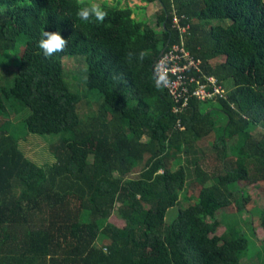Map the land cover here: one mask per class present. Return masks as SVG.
I'll list each match as a JSON object with an SVG mask.
<instances>
[{
    "label": "trees",
    "instance_id": "trees-1",
    "mask_svg": "<svg viewBox=\"0 0 264 264\" xmlns=\"http://www.w3.org/2000/svg\"><path fill=\"white\" fill-rule=\"evenodd\" d=\"M141 1V9L161 3L157 21L109 1L96 22L77 16L93 0H0V54L27 39L12 86L0 70V264H242L255 247L237 223L219 235L217 213L233 201L244 208L240 181L264 186V131H255L264 129V0ZM176 19L190 25L187 47L204 77L229 89L211 109L194 97L176 112L155 73L182 40ZM45 31L68 41L63 52L44 56ZM66 55L87 56L84 93L104 97L85 119ZM26 109V133L52 138L53 163L31 159L12 132ZM212 133L208 154L200 141ZM114 211L124 225L109 220ZM259 213L264 228V207Z\"/></svg>",
    "mask_w": 264,
    "mask_h": 264
},
{
    "label": "rangeland",
    "instance_id": "rangeland-1",
    "mask_svg": "<svg viewBox=\"0 0 264 264\" xmlns=\"http://www.w3.org/2000/svg\"><path fill=\"white\" fill-rule=\"evenodd\" d=\"M100 2L102 0H93V2ZM118 0L115 1L116 5L119 7H128L131 6L134 8L137 18L143 20H149L150 22L157 21L156 12L161 7L160 2H154L149 4L146 9H141L136 6H133L130 0ZM96 2V3H97ZM150 18V19H148ZM220 21H215L219 23ZM223 24H229L228 20L222 22ZM157 29L161 30L162 27L159 26ZM26 38H22L17 47L8 51L7 54H0V70L3 74L2 80L7 86H12L14 83L13 79L16 77L18 66L21 63L22 56L26 50ZM225 57L215 59V63H221ZM62 62L64 64L65 76L68 84L72 90L82 97L80 101L79 113L83 119L88 116H91L96 112L101 104L104 102L103 95L98 90H89L87 87V93L85 94V88L87 86V75L89 71V63L87 61L86 55H77V56H63ZM6 76H5V75ZM11 80L12 84H9L6 80ZM222 81V80H221ZM233 82V80H230ZM223 82V81H222ZM224 83V82H223ZM225 84V83H224ZM229 84V83H228ZM226 85V84H225ZM89 100V101H88ZM206 107H212V102L205 104ZM215 105V104H214ZM30 110L26 109L24 113L19 115L18 121L12 115V121H17V125L14 127L12 132L16 135H19V140L22 148L26 154L39 164H49L54 162V156L50 152L49 144L52 141V138L45 136L43 134L27 132L26 133V124L25 118L30 114ZM221 112V111H220ZM218 112L217 119L219 120L220 125L224 124L223 113ZM263 132L264 129L259 127L258 130ZM214 134L212 133L210 137L204 138L200 141V145L205 148V151L210 154L212 149V140ZM22 140H21V139ZM206 163L210 161V157L205 158ZM205 165L203 168L205 169ZM134 176L136 174H133ZM241 192L243 190H248L249 199H247L244 204L243 209H239L237 204L233 201L229 207L221 209L217 213V218L222 220L224 215V223L221 224L218 228L217 233L219 235L223 234L227 229V222L229 224L237 223L238 228H241L247 234V237L252 244H255V247H252L250 250L244 253L242 264H262L264 262V228L261 226L260 222V208L264 207V186H257L256 183L250 182V180L245 179L239 182L238 189ZM196 193H198V188H195ZM236 195V194H235ZM186 203L182 202L168 209L166 214L167 222H172L176 217L179 208L185 206ZM118 205L115 208L117 210ZM113 212L110 217V221L115 223L118 226L124 225V220L119 217L117 213ZM255 250V252L253 251ZM254 252V253H253Z\"/></svg>",
    "mask_w": 264,
    "mask_h": 264
},
{
    "label": "built area",
    "instance_id": "built-area-1",
    "mask_svg": "<svg viewBox=\"0 0 264 264\" xmlns=\"http://www.w3.org/2000/svg\"><path fill=\"white\" fill-rule=\"evenodd\" d=\"M176 26L182 31L181 42L165 50L155 64L159 80L176 103L175 111L181 112L187 109L193 97L201 100L227 98L228 92L221 79L214 76H205L204 79L202 59L196 58L188 49L186 33L190 25L185 26L181 23V19H176ZM178 125L184 128L180 121Z\"/></svg>",
    "mask_w": 264,
    "mask_h": 264
},
{
    "label": "clouds",
    "instance_id": "clouds-1",
    "mask_svg": "<svg viewBox=\"0 0 264 264\" xmlns=\"http://www.w3.org/2000/svg\"><path fill=\"white\" fill-rule=\"evenodd\" d=\"M84 4V0H80ZM108 13L104 8L96 2H90L86 6H82L77 11V16L82 21H91L93 18L96 22H103ZM45 39L39 41V48L43 50L45 57L52 56L54 53L63 52L67 47L68 41L60 35L59 31L44 32ZM144 53H140V58L143 59ZM163 79V77H161Z\"/></svg>",
    "mask_w": 264,
    "mask_h": 264
},
{
    "label": "crops",
    "instance_id": "crops-1",
    "mask_svg": "<svg viewBox=\"0 0 264 264\" xmlns=\"http://www.w3.org/2000/svg\"><path fill=\"white\" fill-rule=\"evenodd\" d=\"M105 1H109L111 4H114L115 3V1H117L118 2V0H102V1H100V2H97V3H99V4H103ZM125 2H127L126 0H125ZM130 2H131V4L133 5V6H136V5H138V4H140V5H146L147 3H145V2H142L141 0H130ZM134 16L135 17H137V14L136 13H134ZM207 108V110L208 109H211L210 107H206Z\"/></svg>",
    "mask_w": 264,
    "mask_h": 264
},
{
    "label": "bare ground",
    "instance_id": "bare-ground-1",
    "mask_svg": "<svg viewBox=\"0 0 264 264\" xmlns=\"http://www.w3.org/2000/svg\"><path fill=\"white\" fill-rule=\"evenodd\" d=\"M191 72V71H190ZM155 73H156V71H155ZM157 75V74H156ZM206 76H214V77H216V78H218L216 75H213V74H211V75H209V74H207ZM158 77V76H157ZM159 79V78H158ZM204 79H206V77H204ZM161 82V81H160ZM162 83V82H161ZM163 85V84H162ZM164 86V85H163ZM165 87V86H164ZM225 88H226V90H227V92H228V94H229V89H228V87L227 86H225ZM167 89V88H166ZM167 91H168V89H167ZM169 92V91H168ZM194 98V97H193ZM221 98H224V97H221ZM199 99V98H198ZM220 98H218V99H216V100H212V99H209V100H201V99H199V100H201V101H203V102H213V101H217V100H219Z\"/></svg>",
    "mask_w": 264,
    "mask_h": 264
}]
</instances>
